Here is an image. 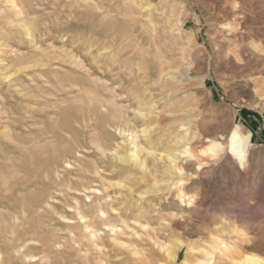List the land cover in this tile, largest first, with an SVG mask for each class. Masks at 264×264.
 <instances>
[{"label": "rangeland", "instance_id": "obj_1", "mask_svg": "<svg viewBox=\"0 0 264 264\" xmlns=\"http://www.w3.org/2000/svg\"><path fill=\"white\" fill-rule=\"evenodd\" d=\"M113 113L194 170L115 159L131 145ZM236 129L252 132L244 164L227 155ZM1 178L16 184L0 193L3 264H206L223 238L264 262V0H0Z\"/></svg>", "mask_w": 264, "mask_h": 264}, {"label": "bare ground", "instance_id": "obj_2", "mask_svg": "<svg viewBox=\"0 0 264 264\" xmlns=\"http://www.w3.org/2000/svg\"><path fill=\"white\" fill-rule=\"evenodd\" d=\"M260 4H262V3H260ZM263 6V5H262ZM260 8V7H259ZM222 15V14H221ZM224 15V14H223ZM227 15V14H226ZM234 17V16H233ZM227 18V17H226ZM224 20V19H223ZM227 22V21H226ZM232 24V23H231ZM220 26V25H219ZM223 26V25H222ZM238 40H239V38H238ZM231 58V57H230ZM209 60V59H208ZM208 62V61H207ZM237 64H238V62H237ZM241 67V66H240ZM244 67V66H243ZM243 67H241V68H243ZM198 74V73H197ZM210 74V73H209ZM197 78V77H196ZM201 78V77H200ZM120 80V79H119ZM193 80V79H192ZM247 86V85H246ZM248 88V87H247ZM151 91V90H150ZM261 96V95H260ZM150 105H151V107L153 106V108H154V106H156L157 105V101L156 100H154L153 98H152V95H151V97H150ZM97 101V100H96ZM261 101V100H260ZM97 103V102H96ZM100 103V102H99ZM98 103V104H99ZM95 105V104H94ZM101 106V105H100ZM103 106V105H102ZM101 106V107H102ZM103 107H105V106H103ZM102 107V108H103ZM158 107V106H157ZM157 107L155 108V111H156V109H157ZM89 108V107H88ZM100 108V107H99ZM160 108V107H159ZM101 109V108H100ZM154 110L151 108L150 109V112H149V118L150 119H153V121L156 123V124H160L162 121H164L167 117H166V115H164L162 112H153ZM172 112V111H171ZM124 113V112H123ZM146 113H144V114H142V112H141V115H145ZM148 114V113H147ZM94 116V115H93ZM111 116V119H112V121H113V123L115 124V126H116V128L118 129V130H120L124 135H126V141L128 142V143H130V147H129V149H128V151L127 152H118L119 151V149H121V147L119 146V144L116 146V154L114 155V158L115 159H117V160H119V161H122V162H128V163H131L132 165H134V166H137L138 168H140V169H142L143 170V172L146 174V175H148L149 176V174L151 175V174H154V173H158L159 171H160V169H162V167H165V168H163L162 169V172H163V174H167V176H169V177H172V176H174V175H177V177H178V175H182V174H184V173H190V172H192L193 170H194V168L192 167V161L190 160V161H184V162H180L179 161V157L178 156H175V155H173L172 153L170 154V153H167L166 151L164 152H161V153H157V150H155V149H148V148H146L143 144H141V140H139V136L137 135V134H134V129L132 128V126L129 124V122L127 121V120H125L124 118H123V115H121V114H116V113H113V114H111L110 115ZM193 116V115H192ZM99 117H100V115H99ZM109 117V116H108ZM169 120H170V118H169ZM151 121V120H150ZM174 121V120H173ZM178 121H180V120H178ZM66 122V121H65ZM176 122V121H175ZM182 123V122H181ZM183 124H181V126H182ZM223 125H224V123H223ZM223 125H222V127H223ZM151 126V125H150ZM220 126V125H219ZM241 127V126H240ZM236 128V127H235ZM156 129H157V127H156ZM234 129V128H233ZM242 129V128H241ZM152 130H153V127H146V128H143V130H142V133L143 134H145V137H146V139L147 140H149V138H150V136H151V132H152ZM229 130H230V128H229ZM155 131V130H154ZM233 131V130H232ZM242 131V130H241ZM240 131V129L238 130V129H236V130H234L233 131V133H231L232 134V136H231V139H230V141H231V145H230V152H229V150H227L228 152V154L227 155H229V154H231V155H233L232 153L234 152L235 154H238V156H233V157H237V158H240V160L243 162H245V159H246V151H247V149H248V145H249V142H250V139H251V137H252V132L251 131H248V132H245V133H243V131L241 132ZM138 132V131H137ZM142 134V135H143ZM219 134V133H218ZM227 134H228V132H227ZM226 136V135H225ZM221 138V137H220ZM222 139V138H221ZM179 140H182V138H180ZM162 141V140H161ZM127 143V144H128ZM252 143V142H251ZM221 145H222V141H221V143H220V141L218 142L217 140L216 141H213L212 142V144H210L208 147H199L200 148V150H199V152L201 153V154H205V152L207 153V151H210V152H216L217 150H218V148H220L221 147ZM225 145V144H224ZM122 146V145H121ZM127 146H129V144L127 145ZM223 146V145H222ZM63 147V146H62ZM124 147V146H123ZM122 147V148H123ZM188 147V146H187ZM229 147V146H228ZM98 148L99 149H101V151L104 153V148H102L101 146H99L98 145ZM250 148V147H249ZM190 149V148H189ZM198 149V148H197ZM196 149V150H197ZM228 149V148H227ZM66 150V149H65ZM224 150V149H223ZM226 150V149H225ZM67 151V150H66ZM111 151V150H110ZM109 151V152H110ZM114 151V150H113ZM46 152V151H45ZM71 152V151H70ZM109 152H107V154L109 153ZM169 152V151H168ZM178 152H180V154L182 155L183 153L185 154V153H188L189 152V154H191V156H193V157H195V158H197L198 156L197 155H199V154H197V153H195V151H189L188 149H186V147H185V150L184 151H178ZM223 152V151H222ZM241 152H244L242 155H241ZM113 153V152H112ZM44 154V153H43ZM55 154V153H54ZM45 155V154H44ZM65 155H66V152H65ZM207 155V154H206ZM205 155V156H206ZM51 156V155H50ZM53 156V155H52ZM105 156V155H104ZM108 156V155H107ZM188 156V155H187ZM191 156H190V158H191ZM230 156V155H229ZM48 157V156H47ZM182 157V156H181ZM192 157V158H193ZM212 157V156H211ZM231 157V156H230ZM52 158V157H51ZM59 158V157H58ZM189 158V157H188ZM191 158V159H192ZM198 159V158H197ZM207 159H209V158H207ZM216 159V158H215ZM187 160V159H186ZM57 161V160H56ZM182 161V160H181ZM210 161V160H209ZM236 161V160H235ZM240 161V162H241ZM247 161V160H246ZM252 161V160H251ZM206 161H204V160H201L200 159V165H203L204 163H205ZM228 162V161H227ZM239 162V163H240ZM244 162H243V164H244ZM55 163V162H54ZM67 163V165H70V163L67 161L66 162ZM196 163V162H195ZM208 163V162H207ZM162 164H164V165H162ZM209 164V163H208ZM221 164V163H220ZM199 165V166H200ZM206 166V165H205ZM215 166V165H214ZM219 166V165H218ZM217 166V167H218ZM242 166V165H241ZM121 168H123V167H121ZM126 168V167H125ZM214 168V167H213ZM243 169H244V167H243ZM122 171V170H121ZM196 171H197V168H196ZM82 172V171H81ZM113 172V171H112ZM123 172H124V170H123ZM161 172V171H160ZM80 173V172H79ZM110 173V172H109ZM81 174V173H80ZM107 174V173H106ZM115 174V173H114ZM194 174V173H193ZM113 175V174H112ZM117 175V174H116ZM122 175V173L120 174V176ZM111 176V175H110ZM115 176V175H114ZM143 177H144V175H142ZM156 176V175H155ZM10 177V176H9ZM109 177V176H108ZM164 177H165V175H164ZM5 178V177H4ZM100 178H102L101 177V175H100ZM111 178V177H110ZM113 178V177H112ZM115 178V177H114ZM113 178V179H114ZM137 178V177H136ZM25 179V177L23 176V177H21V181H23ZM133 179H135V178H133ZM145 179V178H144ZM172 179V178H171ZM175 179V178H174ZM173 179V180H174ZM148 180V179H147ZM165 180V179H164ZM141 181H144V180H141ZM170 181V180H169ZM175 181H178V180H175ZM174 181V182H175ZM171 182V181H170ZM170 182H168V183H170ZM173 182V181H172ZM25 183V182H24ZM114 183V182H113ZM124 183V182H123ZM122 182H121V184H123ZM149 183V182H148ZM152 183V182H151ZM167 183V182H166ZM178 183V182H177ZM100 184H102V185H105V183L103 182V181H101V183ZM147 184V183H146ZM153 184L156 186V187H158L159 188V181L157 180V179H154V181H153ZM152 184V185H153ZM172 184V183H171ZM15 185L16 184H12V182L11 181H9V180H7V179H3V178H1L0 179V193L2 194V193H10V192H13L14 191V189H15ZM25 185V184H24ZM23 185V186H24ZM119 185V184H118ZM149 185H150V183H149ZM153 185V186H154ZM101 186V185H100ZM112 186V185H111ZM128 186V185H127ZM177 186V185H176ZM176 186H175V188H176ZM184 186V185H183ZM109 187V186H108ZM122 187H123V185H122ZM168 187H170V186H168ZM152 188H154V187H152ZM178 188V187H177ZM97 190H99L98 188H96ZM108 189H110V188H108ZM134 189V188H133ZM154 189H156V188H154ZM170 189V188H169ZM172 189V188H171ZM157 190V189H156ZM165 190H168V189H165ZM173 190V189H172ZM103 191V190H102ZM105 191V190H104ZM130 191V190H129ZM136 191V190H135ZM92 192H94V191H92ZM106 192H108V191H106ZM140 193H139V195H143L144 193L143 192H141V191H139ZM151 192H152V190H151ZM163 192V191H162ZM161 192V193H162ZM170 192V191H169ZM174 192V191H173ZM103 193V192H102ZM131 193H133V192H131ZM146 193H147V191H146ZM145 193V194H146ZM128 194V193H127ZM134 194H136V193H134ZM133 194V196L134 197H137V195L135 196ZM160 194V193H159ZM173 194V193H172ZM175 194V193H174ZM130 195V194H129ZM179 195V194H178ZM24 196V195H23ZM174 196V195H173ZM188 196V195H187ZM8 197H10V196H8ZM133 197V198H134ZM143 197H145V195L143 196ZM193 197V196H192ZM192 197H190V198H192ZM102 198V197H101ZM217 198H219V197H217ZM14 199V198H13ZM111 199H113V198H111ZM193 199V198H192ZM4 200H6V199H4ZM107 200V199H106ZM116 200V199H115ZM126 200V199H125ZM30 201V200H29ZM38 201V200H37ZM184 201V200H183ZM109 202H110V204H111V200H110V198H109ZM124 202V201H123ZM122 202V203H123ZM189 202V201H188ZM195 201H193V203H194ZM198 202V201H197ZM107 203V202H106ZM105 203V204H106ZM201 203V202H200ZM49 204V203H48ZM107 205V204H106ZM129 205V204H128ZM139 205V204H138ZM97 206H99V207H97L98 208V211L101 213V215L102 216H104L105 214H106V212H105V210L103 209V207L104 206H102V205H97ZM108 206V205H107ZM110 206V205H109ZM142 206H144V205H142ZM23 207V206H22ZM118 206H116L115 208H117ZM38 208V207H37ZM109 208H111V206L109 207ZM108 208V209H109ZM120 208V207H119ZM123 208V207H122ZM132 208V207H131ZM139 208V207H138ZM141 208V207H140ZM33 210V209H32ZM112 210V209H111ZM133 210V209H132ZM143 210V209H142ZM26 211V210H25ZM115 211V210H114ZM119 211H121L120 209H119ZM123 211V210H122ZM126 211V210H125ZM128 211V210H127ZM137 211H139L138 209H137ZM32 212V211H31ZM116 212V211H115ZM118 212V211H117ZM140 212V211H139ZM143 212V211H142ZM141 212V213H142ZM12 213V212H11ZM35 213V212H34ZM81 213V212H80ZM134 213V212H133ZM138 213V212H137ZM8 214H10V213H8ZM13 214V213H12ZM17 214V213H16ZM120 214H122V213H120ZM235 214V213H234ZM123 215V214H122ZM137 215V214H136ZM201 215V214H200ZM243 215V214H242ZM85 217V216H84ZM105 217V216H104ZM230 217V216H229ZM14 218V217H13ZM81 218H82V216H81ZM16 219H18L17 217H16ZM259 219V218H258ZM237 220H239V219H237ZM2 222H4V221H2ZM94 223V222H93ZM86 224V223H85ZM90 224V223H89ZM88 224V225H89ZM106 224V223H105ZM129 224V223H128ZM140 224V223H139ZM93 225V224H92ZM126 225H127V223H126ZM222 225V224H221ZM143 226H144V224H143ZM107 227V226H106ZM141 227V226H140ZM3 228V227H2ZM90 228H92V227H90ZM110 228V227H109ZM126 228V227H125ZM130 228V227H129ZM235 228V227H234ZM133 229V228H132ZM233 229V228H232ZM92 230V229H91ZM122 230H123V228H122ZM137 230V229H136ZM97 231H98V229H97ZM96 230H93V232H92V237L94 238V237H97L98 236V232H97ZM146 231V230H145ZM111 232L112 233H114V236H116L117 234H120L119 232H120V229H118L117 228V226H111ZM138 232V231H137ZM233 232V231H232ZM135 233V232H134ZM141 233V232H140ZM146 233V232H145ZM233 233H235V232H233ZM237 233V232H236ZM89 234V233H88ZM131 233H129V235H130ZM148 234V233H147ZM146 234V236H148ZM150 234V233H149ZM100 235V234H99ZM111 235V234H110ZM122 235V234H121ZM239 236H240V234H238ZM244 235V234H243ZM242 235V236H243ZM90 236V235H89ZM135 236V235H134ZM141 236V235H140ZM117 237V236H116ZM121 237V236H120ZM219 237V236H218ZM241 237V236H240ZM245 237V236H244ZM91 238V237H90ZM92 238V239H93ZM223 238V237H222ZM32 239V238H31ZM146 239V238H145ZM225 238H223V239H219L217 242H215V243H217V245L214 247V249L212 250V251H209L208 250V260H207V262H206V264H212V259L214 258V257H216L215 255H219V256H221V258L222 257H224L225 258V262H226V257H227V259H230V260H233L234 262H239V263H243V262H254V263H257V264H264V262H262V261H260L257 257H254V256H252V255H248V256H244L241 260L240 259H237L236 258V256H242V253H241V251H240V244L239 243H237V241H234V242H231V243H228V242H226L225 240H224ZM245 239V238H244ZM244 239H243V237L241 238V242L242 241H244ZM46 240V239H45ZM100 240V239H99ZM115 240V239H114ZM147 240V239H146ZM209 240H211V239H209ZM48 241V240H47ZM96 241V240H95ZM116 241V240H115ZM117 241H119V239L117 240ZM13 242V241H12ZM45 242V241H44ZM93 242V241H92ZM245 242V241H244ZM95 244V243H94ZM244 244V243H243ZM246 244V243H245ZM214 246V245H213ZM132 247V246H131ZM244 248V247H243ZM177 249V248H176ZM133 250H135V249H133ZM132 250V251H133ZM132 251H131V253H132ZM135 253V252H134ZM140 253V252H139ZM144 261H146V260H144ZM203 261V260H202ZM215 261V260H214ZM0 264H3V260H2V258H1V253H0ZM203 264V263H202ZM217 264V263H216ZM244 264V263H243ZM246 264V263H245Z\"/></svg>", "mask_w": 264, "mask_h": 264}]
</instances>
